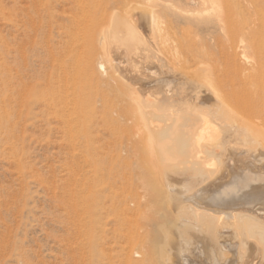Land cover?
Instances as JSON below:
<instances>
[{
  "label": "rangeland",
  "instance_id": "374dc122",
  "mask_svg": "<svg viewBox=\"0 0 264 264\" xmlns=\"http://www.w3.org/2000/svg\"><path fill=\"white\" fill-rule=\"evenodd\" d=\"M34 1L35 0H0V105L6 106L7 103L10 105L9 107H7L8 106L7 105L5 109H3L4 111L0 110V122L5 123V121H7L6 124L0 126V264H109V262H112V261H113L112 264H121L120 259L117 257L118 256L117 253L120 251V246L123 245V243L121 241L116 242V241H111L109 239H106L105 242L102 244V246L97 247V249L93 251H90L88 249V246L91 243L90 240H92V237H89V239H87L88 238L87 237L86 238L87 240H85L83 231H81L82 229H80L81 223L77 217V216L82 215V212L80 210V206H81L80 202L78 204V201H79L78 198H80V193L78 192H82L83 185H84V183L82 182L83 181L82 172L88 171L87 174L88 175L90 174L88 176L90 177L93 175L92 174L93 169H98L99 171L101 170L102 167L99 164H101L100 158L103 156V153L101 152L100 148H101L102 143L104 145H109L111 143V137L108 136L107 134L102 133L103 130L98 128V129H95L96 131L95 130H93L94 132L92 131L93 134L91 133V131L88 132V130H86L85 133L82 135H79L78 138H76L75 135L71 136L73 137L71 138L67 130V121L65 122L60 117H58V115L55 113V107H56V103H57V106H62L64 103H67L64 106L67 108V110H70L73 113L72 118H70L71 119L70 126L73 130H80L83 127L86 128L92 119H96V123L98 122L100 118V112L102 109V103H101L102 94H107V92L108 93L110 92V94L113 96L117 94L120 95L126 92L125 91L126 85H127L126 87L128 88L135 87L138 85L137 83L139 82V85L137 86L139 88L141 85L146 86V84L148 85L149 82H151V84H149L151 85L150 90H149L150 92L149 93L143 92L142 94L143 97L140 98V104L136 103V107H134V114H133L134 115L133 126H135V133L140 131L145 134L144 127L146 123H153V122L163 123L162 120L158 119V117L160 116V113L158 112L152 113L153 108L156 106L154 104H149V103L147 104L148 99H149L148 101H152V102L153 101L161 102L162 96L158 94L157 91L160 90V88L162 87L161 86L162 84L160 83L157 84L156 82L157 80L161 79L160 77H157V76L159 75L158 74L159 72L160 73L163 72V69H164V72L166 71L165 73H168L169 75L177 74V76L179 77L178 79H183L181 81H183L184 84H182L181 86L179 85L178 87H181L184 93L188 92V94H191V92L193 91L192 89H195V88L196 89L198 88L207 89L208 88L210 90H207V91L211 95H214L213 92H211V90L217 93V96L214 97L215 100H212V103L207 104V105L205 104L204 106L203 104H198V107L196 109L193 108L194 107L193 105L195 104L193 103L192 105L191 103V101L194 102V99L192 100L189 99L193 96V94L190 96H187L186 94H184L185 102L182 105H180L179 110L181 111L182 117H184V114L186 115V113H188L192 117H199L198 121H201V118L202 119L204 118L208 122L207 125H204L205 124L204 122L203 125L198 126L194 139L189 140V143L187 145L188 150H191L193 148V141L197 142L198 136L200 133L203 132L204 138H205L206 130L209 127H212L214 130V134L212 138L203 139L200 142V144H203L204 146L205 145L209 146L211 148V149L209 148L208 150L210 151H207V153L204 155L205 157L204 162L206 161V163L202 165L204 166L205 173L208 175V177L212 179V176L214 175V178L212 180L211 179L209 180V178L207 179L205 178L207 182L206 181L201 182L202 179L199 176H197L196 178H191L189 176L186 177L184 175L186 178L183 176L178 179L176 178L175 180L177 182L176 183L177 189L179 188L178 191H176L177 196L180 195L179 196L180 198L182 197L186 199L185 201L186 205L184 204L183 207L187 208L189 206L188 209L192 207L189 210L187 209L186 211L183 210V217L187 219V221H189L190 223L192 222V225L200 226L201 224L200 220L204 219L205 214H206L203 211L208 212L209 210L211 214H214L213 216H215L217 213H224V215L225 213L227 214L231 213L229 215H226V216L232 215L234 217V219L233 218L229 219L230 222L231 223L233 222L234 224L235 223L236 224L240 223V224L237 225L236 227L232 226L233 229H231L229 233V236H230L229 241L231 243L230 246L233 248V250L228 252V256L230 255V258H229L230 261L226 262V260H229V259L219 258L218 260L219 264H222V263L223 264L225 263L226 264H238V263L244 264L246 262H247L246 264H251V262L252 264H258V263L264 264V261H263L264 259L263 249L264 248H262V250L256 249V248L264 247L263 245L264 242L263 244H261L262 243L261 241L262 240L264 241V235H263L264 230H262L264 229L263 228L264 223L262 224V221H260V217H259L261 216L260 214L252 215L253 210L255 208L259 209V212L260 211L264 212V199H262L264 198V192L259 193L258 196L256 197L257 199L255 198L256 200H254L255 202H252L250 204V205H256V207L249 206V204L247 206L246 204L241 203L239 199L234 200L236 202V206H235L236 208L229 207L228 209L227 207H225V205L227 204L226 199H224L225 203L223 204L215 202V204L216 203L218 205L220 204L219 206L216 204V207H214L211 204V203L214 204L213 200L215 198H213V196L216 197L218 195V192L220 193L221 192L220 190L222 189L225 190V189L230 188L232 182H234L235 179H237V176H240L242 174L241 172H246L244 174H247L248 172V175L251 177L250 181H248L247 183L248 188H251V190L253 191L264 189V174H263L264 172V134H263L264 128L263 129L261 128L259 132L257 131L253 134L250 133V135H253V136H250L251 139L249 138V140L246 137L247 133L242 132L241 130L238 129V127H234V129L231 130L230 136H227V138H225L226 136L224 135V132H223L224 126L228 125L227 123L228 121H229V124H231V122L233 121V118L236 120L241 119L243 121L245 119V122L247 121V113L238 112L234 107H232L233 100L231 99V97L229 96L227 97L226 95L227 93L230 94L234 89L238 88V87H235L231 83L225 84V82L223 81L224 77L226 76V72L232 71L233 67H232V64L230 65L226 62L224 58H227V57L224 56L222 52L218 51L220 50L218 47H217L218 48L217 50L216 45L214 44V41L212 40L216 36H218V38L222 40H224L225 37L226 38L229 37L227 34L228 32L225 29L226 28L225 25H228L227 27L229 29L228 28L227 29L228 31H230V27H229L230 23L225 20L227 19L224 13L225 5H226L225 0L224 2H222L223 0H215V3L212 5L214 7V11L216 10L215 12L212 10L213 9L211 8L212 6L210 7L211 9L210 11L208 10L209 8L206 10L203 8H195L193 10L190 9L193 12L196 10L194 13H197V14L192 13V11H190V13L183 11L185 7L181 5H177L178 3L176 2L174 3L171 0L168 1V3H167V0H160L161 2L159 0H144V1L136 0L135 3L138 4L137 6L139 8L145 7L144 5H147L148 2L149 4L146 7L148 6L154 7V5L155 7L157 6L156 13H158L159 11L160 14L158 13V15L159 16L161 15L160 17H163L164 22H166L167 19L168 21H171V20L175 21L176 19H173L174 14L182 13L185 15L190 14L192 17L195 18V20L202 21L203 24L205 25L196 27V26H189L182 22L180 23L177 22L174 24V26L176 27L175 29H171L172 31L170 35L177 43L182 42L181 46H183L181 50H179L181 54L178 53L176 58H175V55L171 56V53L169 55L168 52L166 53L163 52L164 54L158 53L160 55L158 57L157 55H153V57L151 56L149 59L147 57L137 58L133 62L131 61L128 62L127 59L126 61L124 59L122 61L120 58H117L114 54H109L107 50H104L103 45H102L104 39H102V35H104V32H107V30L108 31L113 30V28L117 25L115 22L118 20V17L123 15V12H124L121 10L123 5L124 4L127 5L130 2L131 4H133L132 2L135 0H127L126 3H125L126 0H121L120 1L121 4H118L119 6L121 5V7L117 5L116 8H115L114 3H112V1L110 0H81L82 3H84V7L81 8L83 9L82 10L83 13L81 12V9L75 8L74 6L69 7L67 4L65 6L64 0H58V1H55L54 3H53L54 0L53 1L52 0H42V1L36 0V2ZM139 2L143 4L141 5L139 4ZM35 3H36V7H35L36 10L34 9ZM107 3L110 5H109L108 12L105 15L107 14L109 15L110 13L111 14L109 15V17L108 15L105 16L102 19V22H100L99 24H95V22L93 24V19H95V17L90 18L89 16L90 12L95 7L96 8L100 7L101 4L107 5ZM228 3L230 5L229 1ZM171 4L172 5L174 4L173 5L174 7H172ZM219 5L220 6L222 5V6L220 7ZM65 7H67L68 9L65 10ZM118 8H121V9H118ZM33 9H34V12H33ZM200 9H202L203 12L205 11L204 14H202L203 12ZM258 9H260L259 11L261 13L258 12ZM258 9L257 10L251 9L250 15L245 17L250 27H254V25L256 24L258 25L260 23L261 24L264 23V21H262L264 20V3ZM28 10H29V15L32 17V19L29 15H27ZM84 10L86 11L85 13H84ZM141 10L142 9H139V11H137L134 16L136 20H134L133 23L135 22V25L141 24V21L142 22L145 21L142 15L143 12H141ZM36 11H39V14L41 13L40 14L41 16L36 15L37 14ZM170 11L172 12L171 14H170ZM253 11H254V14H253ZM75 13H77V16L75 15ZM86 13L89 16L87 18V22H86L87 15H85V18H84V14ZM223 14H224L225 19L224 17H222ZM112 16L113 18H110ZM107 17H108L107 19L108 23L105 25L104 23L107 22L106 21ZM137 17L138 19H140V21L137 20ZM255 17H257L258 19L256 18L255 20ZM98 18L100 19V15ZM198 18L201 20H199ZM221 18H223L224 20ZM110 19L111 20L113 19V20L109 23ZM31 20H34V24L36 23L34 27L32 25L33 21ZM230 20H233V19H229V21ZM234 20H235L234 24L236 25V27L238 25L239 27H242L244 25V24H241L242 21L238 19L237 20L234 19ZM30 21L32 22L31 23L32 26L29 25ZM68 21H70V23H68ZM221 21L223 23L225 21L228 23L225 22L226 24L224 25ZM37 23H40V25ZM220 23H221V26L222 25L224 26L223 27L224 31H221L217 28L216 25ZM110 24L112 27L109 26ZM84 25L86 26L85 29H84ZM93 25L96 26L97 28L98 26H100L99 30L101 32V35H99L98 38L95 39V41H93L94 39H91L89 37L85 38L84 36L82 37V40H81L80 37L81 35H83V33L81 32L88 30L89 28L93 27ZM37 26L39 29L37 28ZM182 26H186V30ZM101 27H103V29ZM182 28L185 31L182 30ZM190 29L192 31H189ZM74 30L75 31L78 30V32L76 31L75 33ZM195 31H197V33ZM74 33L77 35H75ZM217 33L220 34L221 36L219 37ZM77 37L80 39H78ZM148 38L149 36L146 39ZM23 40H25L27 43ZM75 41H77L78 43H75ZM207 41L208 43H206ZM23 42L25 43V45ZM201 42L206 44V46H204V44H202ZM67 43L70 46H72V47L69 46L70 49L69 47L67 48L66 46ZM20 44H23V46H21ZM81 44L83 45V48H81L82 47ZM118 44L121 45L122 43H118ZM118 44L113 43V45H118ZM139 44L141 48H147L148 41H146V43L145 41H136L132 45L129 43L128 47L129 48L132 47L131 49H133L134 46H139ZM96 46L99 48L97 49ZM21 47H22L21 50L22 51L24 50L23 51L24 54H22V51L20 50ZM128 47H124L122 45L119 48L127 52ZM209 47L213 49L211 50L209 49ZM66 48L69 50H67ZM17 49L20 50L19 51L20 53L18 52ZM65 49H66V52H65ZM208 50L211 52H208ZM68 51L70 53L67 54ZM77 51L79 52L77 53ZM80 51H81V55H80ZM148 51L149 50L145 51L146 53L143 52V54L147 56V54H150ZM91 52H93L94 55ZM250 52H248L249 55H247L249 56V58H250V55L252 56V53L250 54ZM100 53H102L103 55H101ZM166 54L168 55V57L171 58V61L173 63L169 62L170 58L167 59ZM87 55L90 56L91 59L96 61L95 65H97V63L103 62L102 65H105L108 68L107 69L104 66V69H101V71H100V68L99 70H97L98 74H100L97 77L98 80L97 78H95L96 76L90 75L92 73L90 71V68L88 67V63H87L88 56ZM210 55L212 56L210 57ZM5 56L7 57L5 58ZM162 57L163 58L165 57V58L163 59ZM172 57L174 60L172 59ZM160 58L161 60L163 59V63L161 62ZM212 58H214L213 61H212ZM175 59L177 61H175ZM120 61L125 62L124 64L122 63L123 66L120 64ZM140 62H144V63L140 64ZM146 63H148L147 66H146ZM159 63H162V64H159ZM149 65L151 68L149 67ZM260 70L264 74V63L262 64ZM103 71L107 72V74L109 72V75L107 77H100ZM112 71H114L113 72L114 75L112 74ZM134 71H139V74L141 75V77L143 76L145 77V75L146 77L147 76L148 77L146 79H142L139 77L137 78L129 77L128 72L133 73ZM150 71H152L151 72L153 73L152 75L154 74H158V75H154L155 76L154 77L151 75V73H149ZM154 71L158 73H155ZM52 73L54 75H52ZM64 75H66V77ZM109 76H112V77L110 78ZM150 76H152V78H150ZM86 77L87 79L89 78L88 79L89 83L87 82ZM114 77L117 78V81L115 80ZM122 77L124 78L122 79ZM131 78L133 81H131ZM102 79L103 81L106 79L105 81L109 83L111 82L110 84H112V86L109 85V87L111 88L109 87L107 88L108 83L105 81L103 82ZM137 79L139 80L138 82H136ZM90 80H91V83H90ZM119 81H120V84L118 83ZM79 83L80 85L83 84L86 86L85 95L81 97L79 96L76 99H74L73 94L70 93L68 94L69 96L65 101L63 98H61L57 102L56 101L54 103L51 102L53 100L52 98H54L53 94L57 96L63 95L62 94L63 90L66 89L63 86L73 88L75 84H79ZM131 84H134L135 86H132ZM116 85H117V88H119L121 93L118 92L119 90L115 87ZM118 85L120 86L118 87ZM186 86H188L189 89ZM121 87L124 89V91H121L122 90ZM69 92H71V90ZM220 99L222 101H220ZM5 100L7 101L5 102ZM216 100H217V103H214ZM94 102L98 103V105L96 104L95 106L96 110L92 111L93 105H91V103H94ZM219 102L220 103L222 102L225 104L222 105L221 103L219 105ZM169 104L170 103L168 104L163 103V106L166 107ZM217 104L219 108L225 113L223 114L222 117L226 115V118L228 117V119H226L225 117L222 118L219 116ZM208 106L210 108H208ZM212 108L213 110H211ZM58 110L60 114L61 113L60 109L58 108ZM214 110L217 112V114ZM11 111L13 112L11 113ZM193 112H194V115L196 116L193 115ZM226 113L228 114V116ZM201 115L202 117H200ZM208 115H211V116H208ZM86 116H87V119L85 121ZM77 119H80V123L78 122ZM253 122H255V119ZM183 128L184 127L182 126L181 129L183 130ZM181 133H184V132H181ZM258 133L259 134L262 133V134L259 135ZM69 138L73 141L71 142ZM252 138L254 139V141ZM100 139H101V142L99 143L98 141H100ZM139 140L142 142L143 138H141L140 136ZM153 140L154 139L151 138V140H149V143L145 145V148H141L142 150L139 149L140 150L139 153H142V157L144 155L145 157L149 158L151 161L150 162L149 160H147V163H150L147 165V167L151 170L153 166L160 167V168L170 167L168 164V161L164 160L162 157L160 158L158 157V155H156L155 158H153L155 155V149H153L152 144L154 142L155 143L154 148H156V146L160 144L159 141H161V140L159 141H153ZM219 140L221 141L223 140L224 142V143L222 142L223 144L226 143L224 147L221 146L222 143H220L221 141L219 142ZM216 142L218 144H216ZM150 143H151V146H150ZM87 145H90V147L95 149V154L97 156L95 154H91L89 156L85 155L86 154L85 149ZM252 146L255 148H251ZM217 149H219V151ZM224 149L226 150L225 151L226 154L227 153L233 154L235 158L234 160H232L231 162L232 164H230V168L226 167L224 164L228 161L226 157L223 156V154H225L223 153ZM216 150L218 152H221L222 156L216 155L215 157ZM256 151H259L261 154V160H259L260 162L254 161L253 159L251 160V157L248 158L250 153L251 155H253L254 153H257ZM85 157H88V158H85ZM223 158L225 159L223 160ZM171 162H172L171 164L174 167L177 161L175 158H172ZM180 163L181 164H179V166L176 165V167L178 166L177 167L178 169L183 168L182 170L184 172L187 170L186 174L189 175L188 168L187 166H185L188 164L183 163V162H180ZM87 165H90V166H87ZM78 166H81L82 170H85V169L86 170L82 171ZM222 166L224 167L222 168ZM207 167L211 169H208ZM78 168L81 171V173L78 170ZM74 170L78 172L75 171L74 173ZM207 171H210V172H207ZM212 172L214 174L211 175L210 173ZM76 173H78V175ZM215 173L217 174L216 176L218 177L215 176ZM191 174L192 173H190V175ZM196 174L198 175V173ZM219 174L221 175V177H219L220 176ZM149 178H151L150 175L146 177V180H148ZM197 178L198 179L200 178L201 181H199ZM138 179H139V176H137V179L135 180V182H137ZM184 179L188 182V185H186L187 183ZM191 182H194L193 183L194 185ZM197 182L201 184L198 185ZM162 183H166V182L163 181ZM183 183H186V184H183ZM196 183L200 188L198 186H195ZM204 183L205 184L208 183V185H205ZM184 185L188 186L186 187L187 189L183 187ZM189 185H190V188H189ZM201 185L203 187L205 186L212 187L210 185H215V187L213 186L209 194H207V196L204 195L203 199H197L195 200L196 202L194 200L193 201L187 200L188 197L184 195H188L189 193L188 196L191 197L190 195L192 194L190 193L192 192L193 194H195L196 192H198L196 190L201 189L202 187ZM79 186L81 188H79ZM217 186H219L218 189H217ZM156 187H158L157 196H156L158 200L164 202L166 206H169L170 203L168 202L169 198H168V194L166 193V191L162 188H159V186H156ZM79 189H82V190L79 191ZM194 189L196 192L194 191ZM186 190H189V191L187 192ZM181 191L187 194L182 195L183 193ZM77 194L79 196H77ZM104 194L106 193L104 192ZM211 198L213 199L211 200ZM225 198L228 199L229 196ZM88 201L90 202L89 204L87 203V206L90 205L89 207L91 208V206L93 205L92 196L91 198L88 199ZM187 202L190 205L187 204ZM197 202L200 203V205ZM191 204H193V206H191ZM204 206L206 210L203 208ZM241 206H244V207L241 208ZM200 208H202L203 210L201 209L199 211ZM194 209L195 210L197 209L198 211L197 210L194 211ZM230 210L233 212H230ZM241 210H242V213H241ZM244 210H246L245 213L243 212ZM76 211L79 214H77ZM215 211H217V213ZM238 211L240 212L238 213ZM247 211L250 212L251 214L247 213ZM159 214H161V212H159ZM191 215L192 216L194 215V216L192 217ZM251 216L252 218L250 219ZM198 217H199V222L197 220ZM256 217L257 218L259 217L257 219L258 221H255ZM262 217L264 219V216H261V220H263ZM108 218L110 221H108L104 236L112 237L113 235H115V237H118V233L116 232V221L113 219V215L110 214ZM204 220L201 221L202 225L204 224ZM248 221H250V225L252 224L253 229H254L253 224L258 226L259 228H261L262 226L263 227L261 229L256 227L259 230L257 229L255 230V232L254 230L251 231V229L249 228L250 225L248 224L249 223ZM246 222L247 224H245ZM260 224L262 225L260 226ZM246 230L248 233H249V230H250V233L254 232L255 237L253 236V234L252 236H249L251 234L250 233L248 234ZM260 230L262 231V233ZM233 231H235L236 233ZM233 233H234V236H231ZM258 233L261 236L263 235L262 236L263 238ZM237 234L241 236H238ZM183 237L184 238L188 237V234H184ZM250 237L252 238V240ZM259 237L262 238V240L261 239L259 240ZM246 242H248L249 244H247ZM258 242H259V245L257 244ZM210 243L211 242L201 241L198 247H200V250L201 249L202 250L204 249V250L202 254H199L198 252H195L194 254L190 253L193 256V258L189 259V256L190 257L192 256L188 253V251L186 253H183L182 255L183 256L185 255V257L189 260V264H212L211 263L213 262L212 256H214V254L211 253V250L213 252V246ZM239 244L240 246H238ZM257 245L259 247H257ZM237 247H239L238 251H236ZM248 250L250 253L248 252ZM187 254H189V256H186ZM210 254H212V256H210ZM248 254L250 256H248ZM237 255H238V258H237ZM244 255H246L247 258L246 256L245 258H241ZM174 257L170 256V259L171 260L172 258L175 259ZM255 257L256 258L258 257V258L256 259ZM231 258L233 259L231 260ZM109 259H112V261L111 260L109 261ZM237 259L238 260L241 259L240 262L241 261L243 262L240 263ZM245 259H248V261L246 260L245 262ZM171 260L168 261L167 264H175V262H177L176 259L172 261ZM222 260L223 262H221ZM253 261L255 262L253 263ZM176 264H179V263L177 262Z\"/></svg>",
  "mask_w": 264,
  "mask_h": 264
},
{
  "label": "bare ground",
  "instance_id": "6f19581e",
  "mask_svg": "<svg viewBox=\"0 0 264 264\" xmlns=\"http://www.w3.org/2000/svg\"><path fill=\"white\" fill-rule=\"evenodd\" d=\"M55 1H58V0H54L53 3ZM64 1H65L64 2L65 6L67 4L69 7L74 6L75 8H79V9L84 7V3H82L81 0H72V1L71 0H64ZM110 1H112V3H114L115 8L118 4H121V2H120L121 0H110ZM168 1H170V0H167V3H168ZM171 1L174 3L175 2L178 3L177 5H181V6L185 7L183 11L188 12V13H190V11H192L195 8H203L205 10L209 8L208 10L210 11L211 10L210 7L215 3V0H171ZM228 1L230 2V5H229ZM34 2H36V0ZM49 2H51V1H49ZM83 2H85V1H83ZM126 2H127V0L125 1V3ZM135 2H136V0L132 2L133 4H131V2L128 3L127 5L124 4L122 9L118 8V9H121L122 11H124L123 15L121 14L122 16L118 17V20L116 22L114 21L117 25L113 28V30H109V31L107 30V32H104L105 36L102 35V39H104L103 44H102L104 50H107L109 54H114L117 58H120L122 61H123V59L125 61L127 59L128 62H130V61L133 62L137 58H144V57H147L149 59L151 56L153 57V55H157V57H158V56H160L159 54L163 53V52H165V53L168 52L169 55L171 53V56L175 55V58H176L178 53L181 54L179 50H181V48L183 46H181L182 42L177 43L172 38V36L170 35L171 31H172L171 29H175V27H176V26H174V24L177 22L178 23L182 22V23L187 24L189 26H196V27H200L202 25H205V24H203L202 21L195 20V18L192 17L190 14L185 15L182 13L181 14L180 13L174 14L173 19H176L175 21H173V20L168 21V19H167L168 23L170 24L169 25L167 23V21L166 22L163 21V17H160L161 15L160 16L158 15L159 11H158V13H156L157 12L156 11L157 6L155 7V5H154V7L153 6L146 7L149 4V2H148V4L145 2L147 5H144L145 7H143V8H139L137 6L138 4H136ZM172 2H170V3H172ZM222 2H224V0ZM53 3H51V4H53ZM225 3H226L225 10L224 9L223 10H224V13H225V16L227 19H225L224 14L222 17H224V19L230 23V26H229L230 31H228V29H229L227 27L228 25H225L228 22H226V21H225L226 23L225 22L223 23L222 21L221 22L225 25V27H226L225 29L228 32L227 34L229 37H227V38L225 37L224 40H222V39H219L218 36L215 35L216 37H214L212 40L214 41L216 48L218 47L220 49V50H218V48H217V50L222 52V54H224V56L227 57V58L223 57L226 60V62L230 65L232 64V67H233L232 71L226 72V76L224 77L223 81L225 82V84L231 83L235 87H238V88L234 89L230 94L227 93L226 95H227V97L228 96L231 97V99L233 100V102L231 101L232 107H234L238 112L247 113V121L245 122V119L243 121L241 119L236 120L233 118V121L231 122V124H229V121H228L227 122L228 125H226L227 127L224 126L223 132H224V135L226 136L225 138H227V136H230L231 130L234 129V127H238L239 130L247 133L246 137L249 140L250 136H253V135H250V133L253 134L257 131L259 132V130L261 128L262 129L264 128V74L260 70L262 64L264 63V23H262V24L260 23L258 25L256 24V25H254V27H250L248 25V22L246 21L247 19L245 17L250 15L251 9L257 10L259 7H261L262 4L264 3V0H225ZM139 4H141V3L139 2ZM109 5L110 4H108V3H107V5L101 4L100 7H97V8L95 7L90 12V14H89L90 18L95 17V19H93V24H94V22H95V24H99L100 22H102V19L108 15V14L107 15H105V14L108 12ZM173 5H172V7H174ZM217 6H218V4H217ZM35 7H36V3L34 4V9L36 10ZM119 7H121V5ZM113 8H114V6H113ZM211 8H213L212 10L214 11V7L212 6ZM34 9H33V12H34ZM67 9L68 8L65 7V10H67ZM139 9L143 10V11L141 10V12H143L142 15H143L145 21L144 22L141 21V24L135 25V22L133 23V21L136 20L134 18V16H135L136 12L139 11ZM190 9H192V10H190ZM82 10L83 9H81V12H82ZM85 10H84V13L87 11V10L86 11ZM200 10L202 11V9H200ZM259 10L260 9H258V12L261 13ZM198 11H199V9H198ZM36 12H37V14H36ZM36 12H35L36 15L41 14V13L39 14V11H36ZM194 12L192 11V13H194ZM204 12L202 14H204ZM27 13H28L27 15H29V10ZM171 13L172 12L170 11V14ZM259 13H258V15H259ZM194 14H197V13H194ZM253 14H254V11H253ZM75 15L77 16V13H75ZM85 15H87V13L84 14V18H85ZM99 15H100V19L98 18ZM109 15H108V17H109ZM119 15H117V16H119ZM89 16L87 15L86 22H87V18ZM37 17H39V16H37ZM108 17L106 18V21H107ZM84 18H83V20H84ZM110 18H113V16ZM256 18L257 17H255V20H256ZM31 19H32V17H31ZM69 19H70V17H69ZM75 19H73V20H75ZM221 19H223V18H221ZM229 19H233V20L229 21ZM234 19H236V20L238 19V20L242 21L241 24H244V25L242 27H239V25L237 24L238 26L236 27V25L234 24V21H235ZM112 20L110 19L109 23ZM137 20L140 21V19H138V17H137ZM199 20H201V19H199ZM253 20H254V18H253ZM31 21H33L32 25L34 27V25L36 23L34 24V20H31ZM31 21L29 22L30 26H32ZM216 21H218V20H216ZM262 21H264V20H262ZM38 22H40V21H38ZM68 23H70V21H68ZM107 23H108V21L105 22L104 24L106 25ZM37 24L40 25V23H37ZM88 24H90V23H88ZM103 25H101V26H103ZM38 26H37V28H38ZM86 26H87V24H86ZM86 26L84 25V29L86 28ZM109 26H111V24ZM216 26L219 30L224 31V29H223L224 26L223 25L221 26V23L217 24ZM24 27H25V25H24ZM182 27H184L186 30V26H182ZM99 28H100V26H98V28H97L96 26L93 25V27L89 28L88 30L82 31L81 33H83V35H81V37L79 35L80 32L78 33V35L81 38V40H82V37L84 36L85 38L89 37L91 39H94L93 41H95V39H97L98 36L101 35ZM101 28L103 29V27H101ZM182 30H184V29L182 28ZM76 31L78 32V30H76ZM76 31H75V33H76ZM189 31H192V30L190 29ZM195 32L197 33V31H195ZM193 33H194V31H193ZM75 35H77V34H75ZM218 35H219V37L221 36L220 34H218ZM103 36H104V38H103ZM148 36H149V38L146 39ZM184 36H185V34H184ZM80 38H78V39H80ZM194 38H195V36H194ZM102 39H101V41H102ZM181 39H183V38H181ZM75 40H77V39H75ZM23 41H25V40H23ZM136 41H145V43H146V41H148L147 48H141L140 44H139V46H134L133 49H131L132 47L131 48L128 47L129 43L132 45ZM75 43H78V42L75 41ZM113 43H116V44L122 43V44L121 45H119V44L113 45ZM201 43L204 44L203 42H201ZM206 43H208V41ZM82 44H83V42H82ZM20 45L23 46V44H20ZM24 45H25V43H24ZM122 45L124 47H128L127 52L123 51L121 48H119ZM66 46L68 48L70 45L67 43ZM204 46H206V44H204ZM70 47H72V46H70ZM70 47H69V49H70ZM24 48H26V47H24ZM81 48H83V45ZM98 48L99 47H97V49ZM21 49H22V47L20 48V50ZM66 49H65V52H66ZM69 49H67V50H69ZM189 49H191V48H189ZM209 49L212 50L213 48L209 47ZM3 50H4V48H3ZM17 50H18V52L20 51L19 49H17ZM81 50H83V49H81ZM88 50H89V48H88ZM147 50H149L148 52L150 54H147V56H146L145 54H143V52H145ZM23 51H22V54H24ZM218 51H216V52H218ZM78 52L79 51H77V53ZM93 52H91V53H93ZM208 52H211V51L208 50ZM248 52H250V54L252 53V56L250 55V58H249V56H247V55H249ZM68 53H70V52L68 51L67 54ZM86 54H87V52H86ZM100 54L103 55L102 53H100ZM80 55H81V51H80ZM93 55H94V53H93ZM195 55H197V54H195ZM211 56L212 55H210V57ZM6 57L7 56H5V58ZM169 58L170 57H168V55H167V59H169ZM214 58H212V61L214 60ZM23 59H25V58H23ZM163 59L161 60V58H160L162 63H163ZM172 59H173V57H172ZM169 60H170L169 62H172L171 58ZM153 61H155V60H153ZM175 61H177V60L175 59ZM95 62L96 61L91 59L90 56L87 57L88 67L90 68V71L92 73L90 75L96 76L95 78H97L100 75V74H98L97 70H99V68H100V71H101V69H104L105 65H102L103 62L97 63V65L99 64L98 65L99 67H98L97 65H95ZM164 62H166V61H164ZM169 62H168V64H169ZM10 63H11V61H10ZM117 63H118V61H117ZM122 63L124 64L125 62L120 61L121 65H122ZM142 63H144V62H140V64H142ZM162 63H159V64H162ZM147 64L148 63H146V66H147ZM205 64H207V63H205ZM76 67H77V65H76ZM149 67H150V65H149ZM166 67H168V66H166ZM143 70H145V69H143ZM174 70H175V68H174ZM85 71H86V69H85ZM161 71H162V69H161ZM194 71H195V69H194ZM113 72L114 71H112V74H113ZM151 72L152 71H150L149 73H151ZM165 72L163 69L162 73L155 72V73H158L159 75L154 74V75H158L157 77L161 78V79L157 80V82H156L157 84L158 83L162 84L161 85L162 87L160 86L161 87L160 90L157 91V93L162 96L161 102L160 101H153L152 102V101H148L149 99L147 100V104L148 103L154 104L156 106L153 108L152 113H157V112L160 113V116L158 117V119L162 120L163 123H160V122L146 123V125L144 127L145 134L140 132V131L135 133V126H133V117H134L133 114H134V107H136V103L140 104V98L143 97V95H142L143 92H145V93L150 92L149 90H150L151 85H149V84H151V82H149L148 85L146 84V86L141 85L138 88L137 86L139 85V82H138L139 80L137 79L136 80V82H138L137 86H135L136 83H135V85L131 84L132 86H135V87L128 88V87H126L127 85L125 86L123 84L126 89L128 88L127 90L125 89L126 92L123 94H120V95L117 94L115 96L111 95L110 92L109 93L107 92V94H102V96H101L102 109L100 112V118H99L98 122L96 123V119H92L86 128L83 127L80 130H73L70 126V121H71L70 118H72L73 113L70 110H67V108L64 106L67 103H64L62 106H57V103H56L55 113L63 121H65V122L67 121V130H68L70 137L75 135V137L78 138V136L84 134L86 130H88V132L91 131V133L93 134V132H94L93 130L98 129V128L103 130L102 133L107 134L108 136L111 137V143L109 145H104L102 143L101 148H100L101 152L103 153V156L100 158L101 164H99V165H101V167H102L100 171L98 169H93L92 170L93 173L91 172L93 175L88 177L90 175V174L89 175L87 174L88 171H85L86 169L82 170L81 166H78L82 171H85V172H82V178H83L82 182L84 183V185L82 184L83 190L79 189V191L82 190V192H78V193H80V198H78L79 201L77 199L78 204L80 202L81 206L80 205L79 206H80V210L82 212V215L77 216L80 223H81L80 229H82L81 231H83V234L85 236V240L89 239V237H92V240H90L91 243L88 246V249L90 251H93V250L97 249V247L102 246V244L105 242L106 239H109L111 241H116V242L121 241L123 243V245L120 246V251L117 253L118 254L117 257L120 259L121 264H165V263L167 264V262L171 260L170 256H172V257L175 256L174 258L176 259V261L179 264H189V260L185 257V255L183 256L182 254L186 253L187 251L189 254L190 253L194 254L195 252L202 254L204 249L200 250V247H198V245L201 243V241L211 242L210 244H212V246H213V252L211 250V253L214 254V256H212V254H210V256L213 257V258L211 257L213 259V262H211V263L212 264H219V261H218L219 258H221V259H229L230 258V255L228 256V252L233 250V248L230 246L231 243L229 241L230 240L229 239L230 238L229 233H230V230L233 229L232 226L236 227L240 223L234 224L233 222L232 223L230 222L229 219H231V218L234 219V217L232 215H230V216H226V215H229L231 213H228V214L225 213V215H224V213H217V211H215L217 214L215 216H213L214 214H211L210 211L208 210V212L203 211L204 213H206L205 217H204L205 220L202 219V220H204L203 225L201 222L202 220H200V223H201V224L199 223L200 226L196 225V224L195 225L197 227L192 225V222L190 223L189 221H187V219H185L183 217V210L186 211V209L189 210L192 207L189 209H188L189 206L187 208L183 207L184 204L186 203L185 202L186 199H184L182 197L180 198L179 197L180 195L177 196L176 191H178L179 188L177 189V186H176L177 182L175 181L176 178L178 179L180 177H183L184 175L186 177L189 176L191 178H196L197 176H199L202 179V181L200 180V178L199 179L197 178V179L201 182H205V181L207 182L206 179L209 178L208 175L205 173V169H204V166L202 164L206 163V161L204 162V160H205L204 155L207 153V151H210V150H208L210 147L206 146V145L204 146L203 144H200V142L203 139L212 138L213 134H214V130L212 127H209L206 130L205 138H204V133L203 132L200 133L198 136L197 142L193 141V148L192 149L190 148L191 150H188L187 145L189 143V140L194 139V137L196 135V130L198 129V126L203 125L204 122H205L204 125H207L208 122L204 118L203 119L201 118V121H198L199 117H192L188 113H186V115L184 114V117H182L181 111L179 109H180V105H182L185 102L184 94H186L187 96H190L193 94V96L189 99H191V100L194 99V102L191 101V103H192V105H193V103L195 104V105H193L194 106L193 108L196 109L198 107V104H203V106H204L205 104L207 105V104L212 103V100H215L214 97L217 96V93L214 92L213 90H211V92H213V94H214V95H211L207 91V90H210L208 88L207 89L201 88L202 90L200 88H198V89L195 88V89H192L193 91L191 92V94H188V92L184 93L183 89L181 87H178L179 85L181 86L182 84H184L183 81H181L183 79H178L179 77L177 76L176 73H175L176 75H171V74L169 75L168 73H165ZM171 72H173V71H171ZM152 74L153 73H151V75ZM52 75H54V74L52 73ZM108 75H109V72L107 74V72L103 71L100 77H107ZM154 75H152V76H154ZM64 76L66 77V75H64ZM128 76L132 77V78L139 77L142 79H146L148 77V76L146 77V75H145V77L144 76L141 77V75L139 74V71H134L133 73L128 72ZM152 76H150V78H152ZM182 76H180V77H182ZM109 77L111 78L112 76H109ZM123 78L124 77H122V79ZM132 78H131V81H133ZM66 79H65V81H66ZM86 79H87V77H86ZM88 79H87V82L89 83ZM52 80H53V78H52ZM97 80H98V78H97ZM100 80H101V78H100ZM110 80H112V79H110ZM115 80L117 81V78H115ZM102 81H103V79H102ZM155 81H156V79H155ZM105 82H107V81H105ZM90 83H91V80H90ZM107 83H108L107 88L109 87V85L112 86V84H110L111 82L110 83L107 82ZM118 83L120 84V81ZM122 83H123V81H122ZM132 83H134V82H132ZM185 83H186V81H185ZM157 84H156V86H157ZM119 86L120 85H118V87ZM198 86H200V85H198ZM63 87L66 88L63 90V93H62L63 95L57 96V95L53 94L54 98H52L53 100L51 102H53V103L55 101L57 102L61 98H63L65 101L69 96L68 94H70V93L73 94L74 99H76L79 96L81 97V96L86 94V86L83 84L80 85V83L75 84V86H73V88L65 87V86H63ZM115 87L117 88V85ZM186 87L189 89L188 86H186ZM61 88H62V86H61ZM109 88H111V87H109ZM192 88H194V87H192ZM117 89L119 90V88H117ZM70 90H71V92H69ZM12 91H14V90H12ZM61 91H62V89H61ZM121 91H124V89L122 88ZM118 92L121 93L120 90ZM18 94H20V93H18ZM18 99H20V98H18ZM217 100H219V99H217ZM217 100L214 103H217ZM6 101L7 100H5V102ZM22 101H23V99H22ZM220 101H222V100L220 99ZM163 103L164 104L170 103V104L168 106L164 107ZM221 103L219 102V105ZM96 104L98 105V103H96V102L91 103V105H93L92 111L96 110V107H95ZM223 104H225V103H222V105ZM7 105H6L7 107L10 106L8 103H7ZM6 106L0 105V110L5 109ZM58 108L60 109V112H61L60 114H59ZM208 108H210V107L208 106ZM138 109H139V107H138ZM217 109L219 112V116L222 117L223 114H225V113H224V111H222L219 108L218 104H217ZM191 110H192V108H191ZM211 110H213V108ZM194 111H196V110H194ZM227 111H229V110H227ZM12 112L13 111H11V113ZM212 113H213V111H212ZM216 114H217V112H216ZM193 115H194V112H193ZM194 116H196V115H194ZM208 116H211V115H208ZM227 116H228V114H227ZM229 116H230V114H229ZM200 117H202V115ZM224 117L226 118V115ZM224 117H222V118H224ZM235 118H237V117H235ZM6 119H7V117H6ZM86 119H87V116L85 117V121H86ZM226 119H228V117ZM254 119H255V122H253ZM77 120L80 123V119H77ZM6 123H7V121H5V123L0 122V126L4 125ZM182 126L184 127L183 130L181 129ZM181 132H184V133H181ZM261 134H259V135H261ZM140 136H141V138H143L142 142L139 140ZM71 138H73V137H71ZM151 138L154 139L153 141L161 140V141H159L160 144H158L156 146V148H154L155 143L153 142V144H152L153 149H155V155L153 158H155L156 155H158V157H160V158L162 157L164 160L168 161V164L171 168L170 167L160 168V167L153 166L152 170H151L147 167V165L150 164V163H147V160L150 161V159L145 157L144 155L142 157V153H139V152H140V150H142L141 148H145V145L147 143H149V140H151ZM223 139H224V137H223ZM69 140H71V139L69 138ZM72 141L73 140H71V142ZM220 141L221 140H219V142ZM251 141H249V142H251ZM253 141H254V139H253ZM98 142L100 143L101 139ZM217 142H216V144H218ZM222 142H223V140L220 143H222ZM83 143H85V142H83ZM222 144H221V146L224 147V145L226 143L223 145ZM227 144H228V142H227ZM150 146H151V143H150ZM251 148H255V147L252 146ZM215 149H216V147H215ZM217 150L219 151V149H217ZM217 150L215 152L216 153L215 157H216V155L222 156L221 152H218ZM225 151L226 150L224 149L223 153H225ZM256 152L257 153H254L253 155H251V153L250 154L248 153L249 154L248 158L251 157V160L253 159L254 161L260 162L259 160H261V154L259 151H256ZM85 153H86L85 154L86 156H89L91 154H95V149L90 147V145H87L86 149H85ZM244 153H245V151H244ZM227 154L226 153L223 154V156H225L226 159L228 160L227 161L228 163L226 162L224 164L226 167L230 168V164H232L231 162L235 158H234L233 154H228V155ZM85 158H88V157H85ZM172 158L176 159V161H177L176 165H178V166H179V164H181L180 162L188 164L189 166L188 165H185V166H187V168H188V174L189 175L186 174L187 170L185 172L182 170L183 168H181V166H180L181 169H178L177 168L178 166L176 167V165L173 167V165L171 164ZM224 159L225 158H223V160ZM251 164H249V165H251ZM87 166H90V165H87ZM83 167H85V166H83ZM223 167L224 166H222V168ZM79 168H78V170H79ZM88 168H90V167H88ZM173 168H175V169H173ZM91 169H92V167H91ZM208 169H211V168H208ZM217 169H218V167H217ZM224 169H222V170H224ZM76 170H74V173ZM214 171H216V170H214ZM76 172H78V171H76ZM207 172H210V171H207ZM213 172L210 174L211 175L214 174ZM223 172H221V173H223ZM80 173H81V171H80ZM190 173H192V174L194 173V174L190 175ZM196 173H198V175ZM241 173L242 174L240 176H237V179H235V181L232 182L230 188L225 189V190L222 189V190H220L221 191L220 193L218 192V195L216 197L213 196V198H215L213 200L214 204L211 202L210 203L214 207H216L217 203H220V204L225 203L224 199H226V201H227V204L225 205V207H227L228 209H229V207L236 208L235 207L236 202L234 201L236 199H239L241 203H244L247 206L249 204V206H255L256 207V205H250V204L252 202H255L254 200L257 199L256 197L258 196V194L263 193L264 189L253 191V190H251V188H248L247 183H248V181H250L251 177L248 175V172H247V174H244L246 172H241ZM76 174L78 175V173H76ZM263 174H264V172H263ZM148 175H150L151 178L146 180V177ZM216 175L217 174L215 173V176ZM137 176H139V179L137 180V182H135V180L137 179ZM163 177L165 178V180ZM216 177H218V176H216ZM219 177H221V175ZM213 178H214V175L212 176V179ZM187 179H189V178H187ZM210 179L211 178H209V180ZM162 180L165 181L166 183H162L163 182ZM190 180H189V182H190ZM186 183H183V184L188 185L187 181H186ZM191 183L193 184L194 182H191ZM197 183L195 184V186H198L201 184V183H198V185H197ZM208 183H206V184L204 183V184L208 185ZM154 184L156 186H159V188H162L166 191V193L168 194V198H169V201H168L170 203L169 206H166L164 202L158 200V198L156 197L158 187H156ZM186 185L183 186V187H185V189H187L186 187H188ZM210 186L215 187V185H210ZM202 187H201V189L196 190L198 192H196L194 189V191L196 193L193 194L191 192L190 193V194H192V195H190L191 197L188 196L189 193H188V195H184L187 193H183L182 191L181 192L183 193L182 195L188 197V198L186 197L187 200H189V201L194 200L195 201L197 199H203L204 195L207 196V194H209V192L212 189V187H206V186L203 188ZM79 188H81V187L79 186ZM189 188H190V185H189ZM218 188H219V186H217V189ZM189 190H186V191L188 192ZM104 192L106 194H104ZM77 196H79V195L77 194ZM91 196H92V201H93L92 204L94 206L92 205L90 208L89 207L90 205L87 206V203L89 204L90 201H88V199L91 198ZM227 196H229L228 199L225 198ZM260 196H262V195H260ZM213 198H211V200ZM262 199H264V198H262ZM166 200H168V199H166ZM211 200H209V201H211ZM215 202H217V203L215 204ZM259 202H260V200H259ZM261 202H262V200H261ZM187 204H189V203L187 202ZM198 204L200 205V203H198ZM198 204H197V206H198ZM254 204H256V203H254ZM191 206H193V204H191ZM202 206H200V207H202ZM244 206H241V208H243ZM257 207H258V205H257ZM203 208L205 209V206ZM201 209L202 208H200L199 211ZM173 210H175V211H173ZM196 210L194 209V211H196ZM235 210H237V209H235ZM245 211L246 210H244L243 212L245 213ZM159 212H161V214H159ZM230 212H233V211L230 210ZM239 212L240 211H238V213ZM76 213H77V211H76ZM241 213H242V210H241ZM247 213H250V212L247 211ZM77 214H79V213H77ZM110 214L113 215V219L116 221V232L118 233V237H115V235H113L112 237H105L104 236V233L106 232V226L108 224V221H110L108 218ZM254 214H256V215L260 214L261 216H264V212H261V211L259 212V209H257V208H255L253 210L252 215H254ZM249 216H248V218H249ZM261 216H259V217H260V221H262V224H263L264 219L262 217L263 220H261ZM79 217L81 218V220ZM251 218H252V216L250 217V219ZM258 218L256 217L255 221H258L257 220ZM197 220L199 222V217ZM79 221H77V222H79ZM250 221H248L249 225H250ZM80 223H78V224H80ZM245 224H247V222ZM262 224H260V226ZM253 225H254V229L252 227V224L250 225L252 228L250 226H249V228L251 229V231L254 230V232H255V230H257L259 227L256 226L255 224H253ZM256 227H258V228H256ZM261 228H259V229H261ZM262 230H264V229H262ZM233 232H235V231H233ZM246 232H247V230H246ZM254 232L250 233V230H249V233L251 234L249 236H252V234L254 236L255 235ZM261 233H262V231H261ZM184 234H188V237L184 238L183 237ZM263 235H264V233H263ZM231 236H234V233ZM238 236H241V235H238ZM247 237H248V235H247ZM262 238L259 237V240L260 239L262 240ZM231 240H233V239H231ZM248 240H250V239H248ZM251 240H252V238H251ZM259 240H257V241H259ZM261 242L260 243L263 244L264 241L262 240ZM244 243H243V245H244ZM246 243L249 244L248 242H246ZM257 244L259 245V242ZM258 245H257V247H259ZM238 246H240V244ZM245 246H247V245H245ZM238 248L239 247H237L236 251L239 250ZM262 248H264V247L256 248V249L262 250ZM208 251H209V249H208ZM240 251H241V249H240ZM248 252H249V250H248ZM189 254H187L186 256H189ZM241 254H243V253H241ZM263 254H264V252H263ZM239 255H240V253H239ZM201 256H203V255H201ZM245 256L246 255H244L241 258H245ZM248 256H250V255L248 254ZM190 258H193V256L192 257L189 256V259ZM195 258H197V257H195ZM237 258H238V255H237ZM246 258H247V256H246ZM175 259L172 258V260H175ZM206 259H208V258H206ZM232 259L233 258H231V260ZM110 260L112 261V259H109V261ZM240 260H238V261L240 262ZM246 260L248 261V259H245V262H246ZM227 261H230V259L226 260V262ZM263 261H264V259H263ZM177 262H175V264ZM221 262H223V260ZM242 262L243 261H241L240 263H242ZM254 262L255 261H253V263ZM112 263H113V261L109 262V264H112ZM246 263H244V264H246ZM251 264H252V262H251ZM258 264H260V263H258Z\"/></svg>",
  "mask_w": 264,
  "mask_h": 264
}]
</instances>
